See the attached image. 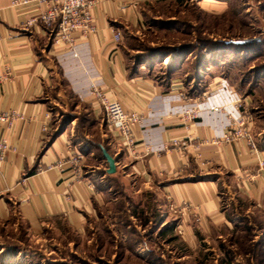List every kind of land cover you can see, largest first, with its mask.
I'll list each match as a JSON object with an SVG mask.
<instances>
[{
    "label": "crops",
    "instance_id": "1",
    "mask_svg": "<svg viewBox=\"0 0 264 264\" xmlns=\"http://www.w3.org/2000/svg\"><path fill=\"white\" fill-rule=\"evenodd\" d=\"M12 1L0 0V77L8 76L0 84V112L20 118L11 130L0 124V140L8 137L12 146L0 160V264H39L37 253L19 243H2L4 233L11 230V235L18 226L37 241L54 224L89 234L102 219L111 192L106 181L123 167L126 175L141 177L180 210L181 224H194L182 229L195 246L197 237L206 240L224 227L235 233L239 218L247 230L261 224L264 231V145L255 151L242 141L211 144L240 118L237 93L221 75L211 73L209 81L204 68L197 73L195 93L188 88L187 73L174 71L159 82L146 71L154 67L153 74L155 60L130 64L125 31L146 28L141 3L151 0H98L99 32L86 40L74 33V50L54 44V30L41 24L26 29L24 22L38 16L41 7L15 8ZM114 30L123 35L119 44ZM172 58L164 59L166 67ZM92 86L125 110L142 114L132 149L104 123L105 111L91 94ZM191 110H198V117L183 121ZM252 131L255 135V127ZM174 139L187 143L186 148H173ZM102 147L116 161L115 174L107 173ZM76 152L84 160L82 182L50 168ZM259 218L261 223L253 226L251 219Z\"/></svg>",
    "mask_w": 264,
    "mask_h": 264
},
{
    "label": "rangeland",
    "instance_id": "2",
    "mask_svg": "<svg viewBox=\"0 0 264 264\" xmlns=\"http://www.w3.org/2000/svg\"><path fill=\"white\" fill-rule=\"evenodd\" d=\"M141 10L146 28L140 33L126 30L123 39L130 64L155 60L153 74L149 71L154 67L146 71L159 82L167 80L172 70L187 73L188 88L195 92L200 84L196 58L204 54L209 81L211 73L221 75L237 93L243 111L254 118L255 140L264 145V0H151L141 3ZM250 39L259 42L237 44ZM186 44L190 47L177 54L176 49ZM169 53L175 60L166 67L162 57ZM221 141L229 143L220 137L211 144L218 146ZM126 170L123 167V172L106 181L111 192L102 219L89 234L54 224L37 241L18 226L11 235V230L2 234V243H19L32 255L37 253L39 264H264L262 219H251L253 226L259 224L255 230H247V224L236 219L235 233L224 227L202 239L206 242L197 237L195 246L182 229L194 224H181L180 210L141 177L126 175Z\"/></svg>",
    "mask_w": 264,
    "mask_h": 264
},
{
    "label": "built area",
    "instance_id": "3",
    "mask_svg": "<svg viewBox=\"0 0 264 264\" xmlns=\"http://www.w3.org/2000/svg\"><path fill=\"white\" fill-rule=\"evenodd\" d=\"M41 7L40 14L30 18L24 22V27L30 29L36 24L43 25L48 30H54V44H63L74 50L77 46V39L74 33L79 32L82 35V40H86L90 35H95L99 32V28L95 22V9L98 5V0H13L12 6L15 8L24 6ZM2 39L0 34V40ZM123 39L121 31L114 30V42L119 44ZM8 78L7 75L0 77V84L4 83ZM91 94L98 97L102 110L105 111V123L112 131L119 135V138L125 143L127 148L134 147V131L142 120L140 112H129L124 109L121 102L110 101L103 92L95 86H92ZM235 107L241 111V116L233 125L222 135L223 140L229 143L242 141L251 150L258 149V143L252 134L253 116L243 111L240 98H236ZM198 110L186 111L183 116V121L187 118L196 119ZM19 116L15 112H0V124L11 130L14 123L19 120ZM173 148L185 149L187 143L179 142L174 139L171 141ZM167 146L165 150H169ZM12 151L8 137L0 140V160H4L7 154ZM261 168H264V161L260 163ZM58 168L62 175L66 172L70 173L76 181H84V160L82 154L76 152L67 159L57 160L50 168ZM91 185V184H90ZM186 207V206H185ZM190 207V206H189Z\"/></svg>",
    "mask_w": 264,
    "mask_h": 264
},
{
    "label": "water",
    "instance_id": "4",
    "mask_svg": "<svg viewBox=\"0 0 264 264\" xmlns=\"http://www.w3.org/2000/svg\"><path fill=\"white\" fill-rule=\"evenodd\" d=\"M250 42H259V39H250V40H243V41H237V44H248ZM102 153H103V158L107 160L108 163V169L107 173L112 175L116 173V161L114 158L102 147Z\"/></svg>",
    "mask_w": 264,
    "mask_h": 264
},
{
    "label": "trees",
    "instance_id": "5",
    "mask_svg": "<svg viewBox=\"0 0 264 264\" xmlns=\"http://www.w3.org/2000/svg\"><path fill=\"white\" fill-rule=\"evenodd\" d=\"M168 24H170V23H168ZM190 47V45H188V44H186L185 46H182V47H180V48H177L176 50H178L177 51V54H179V53H181V54H183V52H185V50L187 49V48H189ZM152 50H154V51H160V49H157V48H152ZM172 50H175V49H172ZM175 50V51H176ZM170 56V53L169 54H167V55H165L164 57H162V56H160V57H162V59L164 60L165 58H168ZM203 58V59H202ZM174 58H173V61L171 62V64L169 65L170 67L171 66H173L172 65V63L174 62ZM207 59H205V55L203 54V55H201V56H199V57H197L196 58V63H197V65L198 64H200V69H202L203 67H204V69H206V64H204L205 62L204 61H206ZM199 66V65H198ZM199 71V70H198ZM172 72H173V70H172ZM171 74V73H170ZM169 74V75H170ZM170 77V76H169ZM101 154H102V157H103V153H102V151L100 152Z\"/></svg>",
    "mask_w": 264,
    "mask_h": 264
}]
</instances>
